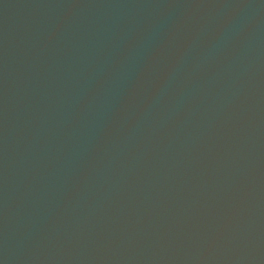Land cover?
<instances>
[{"label":"water","instance_id":"obj_1","mask_svg":"<svg viewBox=\"0 0 264 264\" xmlns=\"http://www.w3.org/2000/svg\"><path fill=\"white\" fill-rule=\"evenodd\" d=\"M0 264H264V0H0Z\"/></svg>","mask_w":264,"mask_h":264}]
</instances>
